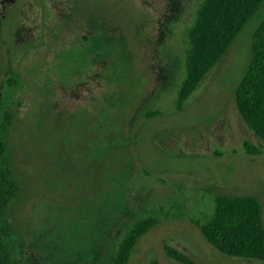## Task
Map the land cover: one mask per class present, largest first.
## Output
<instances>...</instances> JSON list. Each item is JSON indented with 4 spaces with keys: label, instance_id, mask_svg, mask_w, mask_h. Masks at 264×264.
Returning <instances> with one entry per match:
<instances>
[{
    "label": "rangeland",
    "instance_id": "obj_1",
    "mask_svg": "<svg viewBox=\"0 0 264 264\" xmlns=\"http://www.w3.org/2000/svg\"><path fill=\"white\" fill-rule=\"evenodd\" d=\"M201 3L0 0V106L8 97V152L21 186L10 212L16 264H107L150 211L159 222L129 264H179L166 244L195 264H264L223 255L194 223L216 196L256 198L264 223V143L235 102L264 6L178 111ZM71 27L86 33L64 41ZM9 69L23 81L11 95ZM97 69L106 73L102 96L83 106L62 99ZM246 143L261 155H247Z\"/></svg>",
    "mask_w": 264,
    "mask_h": 264
},
{
    "label": "trees",
    "instance_id": "obj_2",
    "mask_svg": "<svg viewBox=\"0 0 264 264\" xmlns=\"http://www.w3.org/2000/svg\"><path fill=\"white\" fill-rule=\"evenodd\" d=\"M263 6L264 0H202L188 32L184 78L176 99L178 111L184 109L198 86ZM80 33L83 37L86 29L72 28L64 41L69 42L72 35L75 39L74 35ZM100 76L103 78L106 73L98 69L86 75L73 89L64 92L62 99L66 103H81L83 106L87 99L99 98L104 89ZM6 82L10 90L7 95L23 86L20 76L12 69H9ZM6 99V103L3 101L0 106V264H16L21 243L10 212L19 201L21 186L8 152V135L14 123V114L7 104L9 99ZM235 102L247 128L264 143V18L253 36L251 60L236 90ZM152 115L148 113V117ZM244 148L249 156L261 155V149L251 144L246 143ZM160 215L150 211L148 216L137 220L108 254L107 264H129L139 240L157 226ZM169 216V213L165 214L166 218ZM194 223L206 241L223 255L264 263L262 205L256 198L216 196L212 212L201 213ZM164 251L176 263L195 264L187 255L167 244ZM152 264L158 263L153 261Z\"/></svg>",
    "mask_w": 264,
    "mask_h": 264
}]
</instances>
